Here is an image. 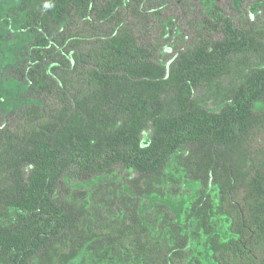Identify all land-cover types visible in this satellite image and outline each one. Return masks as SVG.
Wrapping results in <instances>:
<instances>
[{"label": "trees", "instance_id": "1", "mask_svg": "<svg viewBox=\"0 0 264 264\" xmlns=\"http://www.w3.org/2000/svg\"><path fill=\"white\" fill-rule=\"evenodd\" d=\"M168 1L11 9L42 103L0 118V264H264V15L198 0L164 61Z\"/></svg>", "mask_w": 264, "mask_h": 264}, {"label": "rangeland", "instance_id": "2", "mask_svg": "<svg viewBox=\"0 0 264 264\" xmlns=\"http://www.w3.org/2000/svg\"><path fill=\"white\" fill-rule=\"evenodd\" d=\"M18 3L19 0H0V118L4 121L13 120L28 106L42 103L41 96L31 93L29 79L22 75V70L36 65L38 43L37 34L25 28L26 15L14 16L11 13ZM219 3L232 17L252 16L254 9L257 15H264V0H221ZM197 9L198 0H169L166 3L163 13L172 19L166 38L160 45V56L164 61L171 60L176 53L180 46L176 44L177 38L182 32L184 40L194 34L188 21ZM252 19H255L254 15ZM44 62H50V58ZM151 135V129L147 130L144 141H149Z\"/></svg>", "mask_w": 264, "mask_h": 264}]
</instances>
